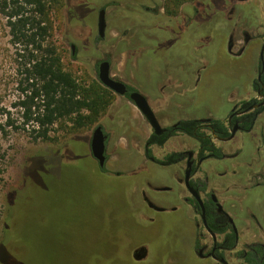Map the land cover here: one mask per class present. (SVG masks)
Listing matches in <instances>:
<instances>
[{"label": "rangeland", "instance_id": "1", "mask_svg": "<svg viewBox=\"0 0 264 264\" xmlns=\"http://www.w3.org/2000/svg\"><path fill=\"white\" fill-rule=\"evenodd\" d=\"M50 13L64 70L85 86H103L97 65L108 60L111 76L146 96L162 127L222 119L232 104L254 97L264 0H54ZM4 24L0 15V264H191L183 165L161 167L145 156L152 129L115 93L91 127L76 129L66 119L48 139H34L20 106L26 85L20 52ZM98 125L107 135L103 170L90 150ZM262 138L264 112L251 133L217 142L227 157L207 161L202 172L211 186L217 178L228 184L229 203L241 200L237 218L242 202L254 197L253 213L264 224ZM195 147L176 135L151 154L161 159ZM179 225L180 232L169 229Z\"/></svg>", "mask_w": 264, "mask_h": 264}, {"label": "flooded vegetation", "instance_id": "2", "mask_svg": "<svg viewBox=\"0 0 264 264\" xmlns=\"http://www.w3.org/2000/svg\"><path fill=\"white\" fill-rule=\"evenodd\" d=\"M244 38L246 42H249L251 37L248 34H245ZM263 45L264 40L259 48V57L256 64L257 75L251 83V90L254 93V97L240 100L237 101V103L232 104L225 118H195L200 121L198 129L204 132L206 135L205 137L209 140V144L207 146L211 147L213 145L218 148L219 153H221V157H217L214 149H207L206 145L202 144V142L197 138L185 135L195 142V149L174 151L181 153L182 158L175 164L163 166L159 165L155 161L157 158L153 155L152 157H148L146 155V151L148 149L147 141L144 145L145 156L158 166L172 167L183 165L182 182L185 189L183 197L185 206L183 228L184 231L187 232L186 236L189 240L188 254L190 256L189 258H192L191 264H264V224L260 223L259 219L255 218V213H253L254 203L252 200H255L254 197L249 198L251 202H242L243 205L240 206L239 212L241 216L240 218H237L235 206H239L241 200L237 201L235 204L229 203L228 196L230 195H226L230 189L228 184L217 178L215 181L213 180L211 186L208 184V176H203L204 172H202V167L206 165L207 161L210 160V163L213 165L214 161L219 162L227 157V154L220 146L217 145V142L229 143L239 132L244 134L251 133L257 125L259 116L264 112V82L262 81V76L264 74V51L262 52ZM72 49L74 50V47H72ZM101 62L102 61H100L97 65V77L99 64ZM108 63L110 66L109 61ZM114 79L122 81L117 78ZM125 85L127 92L124 96H120L128 99L130 92L138 90L135 88L134 90H130L128 89V86H132L127 83H125ZM214 120H219L221 122L223 128L227 132L226 136H221L223 131L219 127L216 128L214 126ZM173 124H170L169 126ZM167 127L162 128L166 130ZM234 129L235 132L233 136H231L232 130ZM263 140L264 138H262V141ZM152 146H150V149ZM187 170H189V186L185 182ZM258 179L264 180V173L258 175ZM253 184L254 183H252V185ZM259 186V183L253 185L254 188L256 187L255 189L259 188ZM223 189L226 190L224 191ZM263 189L264 188L260 189V191ZM221 191H223V193L219 195ZM256 198L259 197L256 196ZM262 205L264 207V204ZM175 208L176 207L167 209L159 206L158 211L175 213ZM155 210L157 209L155 208ZM175 218L177 219V216H175ZM255 219L258 220L257 224L253 223ZM178 227L181 228L182 225L170 227L169 229L173 228V230L175 229L180 232L181 229L179 230ZM255 231L259 235L256 236ZM139 255L140 251L135 252V257L138 258Z\"/></svg>", "mask_w": 264, "mask_h": 264}, {"label": "trees", "instance_id": "3", "mask_svg": "<svg viewBox=\"0 0 264 264\" xmlns=\"http://www.w3.org/2000/svg\"><path fill=\"white\" fill-rule=\"evenodd\" d=\"M54 0H0V15L5 20L7 35L18 47L24 76L25 98L20 102L23 123L29 125L34 139H48L50 128L62 120H70L76 129L89 128L95 124L111 102L112 92L94 83L85 86L64 70L61 56L54 39V20L51 5ZM264 82V74L262 76ZM128 89L134 90L129 87ZM196 119H181L157 135L152 133L147 140L146 155L152 157L150 146H163L171 137L182 134L197 138L207 149L209 140L198 129ZM6 125L13 127L8 120ZM214 126L227 132L219 120ZM250 127V126H249ZM182 158L178 152H170L162 159H155L159 165L177 163ZM100 168V167H99ZM103 170V168H100Z\"/></svg>", "mask_w": 264, "mask_h": 264}, {"label": "water", "instance_id": "4", "mask_svg": "<svg viewBox=\"0 0 264 264\" xmlns=\"http://www.w3.org/2000/svg\"><path fill=\"white\" fill-rule=\"evenodd\" d=\"M238 1H247V0H238ZM97 26H98V36L102 38L105 28L104 9H101L99 12ZM263 51H264V45L262 47V52ZM98 79L105 88L109 89L110 91L118 95L124 96L127 92L125 83L116 80L111 76L110 66L108 61H102L99 64ZM128 99L133 102L135 107L148 121L154 134L159 135L165 131V129L160 126V123L157 120L153 110L151 109L147 98L142 93H140L139 91H132L129 93ZM234 132L235 129L232 130L231 136H233ZM90 150L93 158L97 160L98 166L100 168H103L106 162V155H105L106 135L104 134V131L100 125L96 126L92 132L91 140H90ZM188 179H189V170L186 171L185 182L187 185H188Z\"/></svg>", "mask_w": 264, "mask_h": 264}]
</instances>
